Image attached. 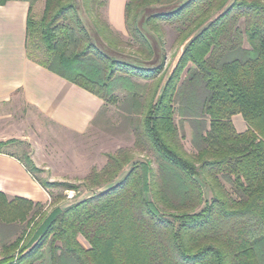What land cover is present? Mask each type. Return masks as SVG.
Listing matches in <instances>:
<instances>
[{
	"label": "trees",
	"instance_id": "trees-1",
	"mask_svg": "<svg viewBox=\"0 0 264 264\" xmlns=\"http://www.w3.org/2000/svg\"><path fill=\"white\" fill-rule=\"evenodd\" d=\"M26 1L29 59L101 98L97 117L125 93L146 157L106 153L75 185L43 182L28 152L11 153L47 191L91 193L46 208L0 191V236L20 232L0 242V264H264V0H127L129 37L107 0H45L38 20Z\"/></svg>",
	"mask_w": 264,
	"mask_h": 264
},
{
	"label": "crops",
	"instance_id": "crops-1",
	"mask_svg": "<svg viewBox=\"0 0 264 264\" xmlns=\"http://www.w3.org/2000/svg\"><path fill=\"white\" fill-rule=\"evenodd\" d=\"M126 2L107 0L105 9L106 19L123 37H129ZM28 12L26 0H10L0 5V142L24 140L11 126L10 115L1 112L14 103H25L60 127L79 133L91 126L104 104L95 94L29 59L26 51ZM153 40L159 47L157 40ZM233 122L238 132L248 128L241 115L233 116ZM11 153L0 151V191L8 198L21 197L47 206L50 202L47 190Z\"/></svg>",
	"mask_w": 264,
	"mask_h": 264
},
{
	"label": "rangeland",
	"instance_id": "rangeland-1",
	"mask_svg": "<svg viewBox=\"0 0 264 264\" xmlns=\"http://www.w3.org/2000/svg\"><path fill=\"white\" fill-rule=\"evenodd\" d=\"M75 1L80 3V0ZM44 7L45 0H36L32 9V17L36 20L40 19ZM152 11L153 9L148 8L145 13ZM176 38L177 34L172 29H168L167 61L169 65L174 62L176 54L178 55L180 52ZM117 95V102L106 104L105 113H101L82 133L60 127L25 103L9 105L7 108L1 109V112L10 115L11 126L16 128V133L19 136L22 135L24 140L23 143L7 145L3 148L19 156L28 152L37 168L36 175L43 182H66L80 185L93 168L101 169L104 166L107 160L106 153L115 152L120 148L135 150L133 128L126 120L128 114L122 107L125 93L120 91ZM175 120L179 122L178 115ZM15 123L17 126H13ZM186 127L190 130L187 124ZM188 129H186L187 137L183 143L188 151H193L190 144L191 130ZM135 157L142 159L146 156L135 150ZM47 192L50 195V202L46 208L50 203L55 202L66 206L91 193L83 188L75 191L54 187L49 188ZM19 235L20 232L5 239L0 236V242H12ZM81 240L86 244L84 239L81 238ZM46 256L47 254H45Z\"/></svg>",
	"mask_w": 264,
	"mask_h": 264
}]
</instances>
